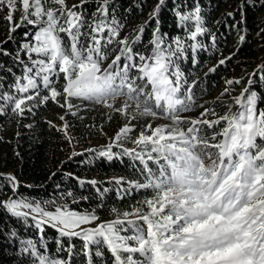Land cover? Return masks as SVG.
<instances>
[{
    "label": "snow or ice",
    "instance_id": "obj_1",
    "mask_svg": "<svg viewBox=\"0 0 264 264\" xmlns=\"http://www.w3.org/2000/svg\"><path fill=\"white\" fill-rule=\"evenodd\" d=\"M116 3L0 0L9 32L0 41V56H11L13 65L22 69L16 75L0 62V72L12 75L7 86L0 75V117L10 115L18 127L32 128L22 121L34 117L38 108L55 104L63 110L57 117L61 124L47 123L63 134L72 149L69 159L84 153L109 161L129 157L134 166L139 164V175L131 181L113 179L117 185H129L121 198L131 190L150 193L130 210L112 207L114 218L101 221L102 204L78 210L86 196L72 190L49 199L25 196L19 192L23 185L17 176L0 174V195L12 193L8 200H0V209L26 224L31 220L39 233L51 227L61 238L54 253L44 235L22 240L21 252L30 258L29 264H71L59 256L62 238H79L86 264H94L93 257L103 258L105 249L111 264H264V95L255 89L257 81L249 77L240 94L232 96V86L243 78L226 79L220 96L197 103L202 95L194 91L198 79L190 81L182 65L199 64L203 51H220L200 4L173 0L176 27L182 34L169 37L161 31L159 14L166 0H158L149 20L121 37L126 17L118 19ZM245 4L256 6L252 0ZM90 5L95 6L91 13ZM235 15L229 12L216 23L235 29L242 43L245 22ZM152 20L156 26L148 41L150 50H136ZM21 28L23 40L13 54L4 45L16 41L14 34ZM205 36L210 49L201 39ZM234 55L221 53L209 72ZM259 70L264 71V65ZM88 105L102 106L109 122L119 115L122 123L106 144L77 152L79 138L70 132L73 124L67 117L83 121L80 113L93 110ZM196 110L199 115H188ZM85 126L107 136L103 125ZM15 136L19 139L20 132ZM0 143H7L2 134ZM74 178L81 185L97 184L94 179ZM67 252L70 257L72 248Z\"/></svg>",
    "mask_w": 264,
    "mask_h": 264
},
{
    "label": "trees",
    "instance_id": "obj_2",
    "mask_svg": "<svg viewBox=\"0 0 264 264\" xmlns=\"http://www.w3.org/2000/svg\"><path fill=\"white\" fill-rule=\"evenodd\" d=\"M180 2V0H176ZM187 5L193 2L199 3L202 14L205 17L206 26L216 32L218 37V46L220 51L216 52L210 49L211 41L205 36L201 39L209 46L208 51L199 53V64L192 65L190 61L185 62L182 67L189 75V79H198V87L194 89L200 98L197 103L204 101L212 102L225 87L226 79L243 78L240 85H233L232 96H238L241 90L248 85V79L251 77L256 80L255 89L260 90L264 95V80H260L264 76V71H260V66L264 65V0H252L256 6L245 4V0H184ZM69 5L78 3V0H70ZM158 0H117L115 7L117 8L118 19H123L125 27L121 32V37L127 35L132 29L138 28L143 22L149 20V13L155 8ZM245 4L241 10L240 6ZM95 10L94 5L89 6V12ZM184 10H188L184 8ZM235 12V19H244V42L239 41V36L235 29L227 28L217 21H221L226 17L227 13ZM6 13H0V41L7 39L8 24L3 19ZM18 19V18H17ZM161 31L168 33L169 37L182 34V30L176 27L175 16L173 12V0H166L159 14ZM227 23L231 25L232 19H228ZM156 26V21L152 20L151 24L145 29L142 43L137 46L136 50H142L148 45V41L152 37V30ZM21 28L14 34L16 41L5 44L4 47L15 54V49L23 40V32ZM259 33V34H258ZM235 53L232 60L226 65L221 66L214 73L209 69L217 64L218 59ZM0 62L7 67H12L13 73L19 75L22 69L13 65L12 57L0 56ZM205 73H208L205 75ZM253 73H256L253 76ZM0 75L6 77L4 83L7 86L12 81V75L6 70L0 72ZM216 93V94H215ZM225 99H230L225 97ZM91 111H85V119L80 121L72 117L71 123L73 127L71 133L79 138V142L75 145V151L83 152L89 147H98L106 144L99 143L102 138L96 132L98 128H88L85 124L88 121L96 125H103L106 129L108 119L105 112L98 110V105H88ZM57 106L49 103L44 107L36 110L35 116H29L22 121L23 125L31 124L32 128L18 127L15 118L10 115L0 117V134L7 143H0V174H14L22 182L19 192L25 196L37 199H49L58 196L61 192L72 190L77 196H86L87 200L80 201L78 209L91 210L98 208V214L101 221H108L114 218L110 213L112 207L121 210H130L131 206L137 201L144 199L145 195H150L144 191L131 190L130 195H121L125 189L129 188L128 183L117 185L113 183L114 178L124 177L126 181L136 180L138 178L137 168L139 164L129 157L116 158L112 161L106 158L94 156L90 153H84L82 156H76L69 159L71 150L67 141L63 139V134L49 127L47 121H52L56 125H60L57 114L54 112ZM223 114V112H221ZM190 116L199 115V110L188 113ZM114 115L112 119H118ZM75 120V121H74ZM90 125V124H88ZM20 132L19 139L16 138V132ZM210 132V130H209ZM93 140L94 144L88 143ZM99 143V144H98ZM131 146V145H129ZM19 152L17 156L15 153ZM52 173H56L52 177ZM71 173L70 177L68 174ZM50 177H52L50 179ZM74 177H79L84 181L96 180L97 184L92 185L85 183L81 185ZM142 179V177H140ZM31 185V187H27ZM59 185V188H57ZM107 189V191H105ZM12 195L11 191H6L0 195V200H8ZM77 207V205H72ZM12 231L17 232V236L12 237ZM46 234V235H45ZM42 235L48 244L49 250L55 252L58 247L56 241L61 239L55 229L45 226V232L39 233L32 225L31 220L27 224L22 220L11 217L4 210L0 209V264H29L30 258L27 254L21 252V241L24 239L38 240ZM64 250L59 253L61 258L70 259L71 264H86V257L83 253V241L79 238H62ZM72 248V254L69 257L67 249ZM94 264H111L110 253L105 249L104 257H93Z\"/></svg>",
    "mask_w": 264,
    "mask_h": 264
},
{
    "label": "rangeland",
    "instance_id": "obj_3",
    "mask_svg": "<svg viewBox=\"0 0 264 264\" xmlns=\"http://www.w3.org/2000/svg\"><path fill=\"white\" fill-rule=\"evenodd\" d=\"M68 2H70V0H68ZM19 17V13L17 14V18ZM216 94V93H215ZM74 103H80L79 101H74ZM98 110H100L101 112H105V114H106V112H107V110L105 109V108H103L102 106H100V105H98ZM54 112L57 114V116L58 115H62L63 114V110L62 109H60L59 107H57V109H54ZM84 112L85 111H82L81 113H80V115L81 116H83L84 118H85V115H84ZM118 117V119L116 120L115 118L114 119H112L110 122L108 121V127L106 128V129H104V132L105 133H107V136H105V135H102L101 133H100V131H97L96 133L97 134H99L100 136H101V138H102V141L101 142H99L100 144L101 143H106V142H108V137L109 136H112L118 129H119V127L121 126V123H122V118L119 116V115H117ZM75 118V120L77 119L76 117H74ZM67 119L71 122V121H73L72 120V116H68L67 117ZM74 120V121H75ZM59 121V120H58ZM162 121H157V123H161ZM57 123H59V124H61V121H59V122H57ZM88 124H95V123H93V122H91V121H88L85 125H88ZM70 132H71V130H70ZM88 143H90V144H94V141L93 140H88ZM98 143V144H99ZM79 210V209H78ZM80 211H85V209H82V210H80ZM100 221H97V223H99ZM94 226V225H93Z\"/></svg>",
    "mask_w": 264,
    "mask_h": 264
}]
</instances>
